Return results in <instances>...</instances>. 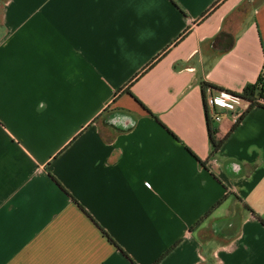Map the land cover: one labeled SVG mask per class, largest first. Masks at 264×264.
Segmentation results:
<instances>
[{
	"label": "crops",
	"instance_id": "1",
	"mask_svg": "<svg viewBox=\"0 0 264 264\" xmlns=\"http://www.w3.org/2000/svg\"><path fill=\"white\" fill-rule=\"evenodd\" d=\"M216 1L0 0V264H264V108L211 156L201 90L256 81L264 0Z\"/></svg>",
	"mask_w": 264,
	"mask_h": 264
},
{
	"label": "trees",
	"instance_id": "2",
	"mask_svg": "<svg viewBox=\"0 0 264 264\" xmlns=\"http://www.w3.org/2000/svg\"><path fill=\"white\" fill-rule=\"evenodd\" d=\"M224 0H217L211 7L210 9H208L203 17L207 16L208 14H210L215 8H217V6ZM185 36V33H182V35H180V38H183ZM165 52V51H164ZM162 56H164V53H160L159 55H157L153 60H151L146 66H144V68L137 73L134 78L132 80H135L136 78H139L142 74H144L146 71H148L150 68H152L161 58ZM222 88L216 87L210 83L201 82V90H202V94H203V101H204V109H205V113H206V123L208 126V137H209V142H210V146H211V156L215 155L217 153V151L219 150L221 144H222V140H217L216 139V132L217 129L213 126V122H214V118L210 115L206 101H205V97H206V92L209 90L211 93L215 92V91H220ZM233 93V92H232ZM234 95L238 96L241 100L245 101V102H250L252 104V102L259 96H264V62H263V66L262 69L256 79V81L252 84L247 85L242 91L241 93L237 94V93H233ZM141 104V103H140ZM143 106V105H142ZM252 107H262V106H257V105H251L250 108ZM143 108L145 110H147V112H149V114L154 117L155 119H157L154 115L151 114V112L145 108L143 106ZM263 108V107H262ZM244 115H242L239 120L233 125L232 129L235 128L238 123L241 121V119L243 118ZM231 129V130H232ZM202 165H205L206 162H200ZM226 198V195L219 200L211 210H209L200 221H198L196 223L195 226H198L202 221H204L212 212L215 208H217ZM194 226V227H195ZM103 234L108 237L109 241L112 242L113 244H115L116 246H118L115 241L108 235V233L104 230H102ZM177 244V243H176ZM175 244V245H176ZM173 245L171 247L174 248ZM119 248V247H118ZM170 249V250H171ZM167 254V253H166ZM165 254V255H166ZM165 255H163L162 257H160L155 264H157Z\"/></svg>",
	"mask_w": 264,
	"mask_h": 264
},
{
	"label": "built area",
	"instance_id": "3",
	"mask_svg": "<svg viewBox=\"0 0 264 264\" xmlns=\"http://www.w3.org/2000/svg\"><path fill=\"white\" fill-rule=\"evenodd\" d=\"M205 101L209 110L210 115L214 118L215 121L221 120L220 113L223 111L221 108L224 107L225 110H230L235 105L240 104L241 99L234 95L231 91L227 89H221L216 91V94L211 93L209 90L206 92ZM247 106L250 108L251 105L262 106L264 108V96L257 97L252 104L246 102ZM234 113V112H233ZM243 115V112L234 113V119L236 121Z\"/></svg>",
	"mask_w": 264,
	"mask_h": 264
},
{
	"label": "water",
	"instance_id": "4",
	"mask_svg": "<svg viewBox=\"0 0 264 264\" xmlns=\"http://www.w3.org/2000/svg\"><path fill=\"white\" fill-rule=\"evenodd\" d=\"M223 47H224V48H227V47H228V45H227V44H224V45H223Z\"/></svg>",
	"mask_w": 264,
	"mask_h": 264
},
{
	"label": "rangeland",
	"instance_id": "5",
	"mask_svg": "<svg viewBox=\"0 0 264 264\" xmlns=\"http://www.w3.org/2000/svg\"><path fill=\"white\" fill-rule=\"evenodd\" d=\"M241 206V205H240Z\"/></svg>",
	"mask_w": 264,
	"mask_h": 264
}]
</instances>
